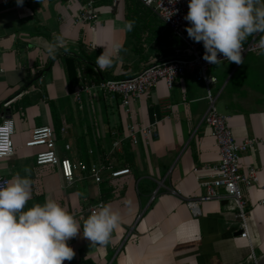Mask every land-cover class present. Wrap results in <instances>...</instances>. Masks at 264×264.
Segmentation results:
<instances>
[{
	"label": "crops",
	"instance_id": "crops-1",
	"mask_svg": "<svg viewBox=\"0 0 264 264\" xmlns=\"http://www.w3.org/2000/svg\"><path fill=\"white\" fill-rule=\"evenodd\" d=\"M86 1L24 0L19 7L16 0H0V114L9 111L15 121L14 156L0 161V177L24 175V168H30L33 197L27 207L50 197L81 225L90 208L100 203L120 212V226L107 245H91L81 231L68 241L76 255L64 264H253L248 261L252 250L258 263L264 264V56L248 54L241 65L227 62L209 72L217 78L211 90L215 110L229 119L235 142H257L241 157L243 169L254 168L259 180L249 188L242 186L250 244L240 237L236 212L227 202L202 203L197 216L186 204L187 199L205 194L202 183L211 176L207 169L220 162L204 123L210 102L203 84L185 76L170 90L161 82L128 109L120 99L96 92L75 102L65 57L79 59V84H92L133 78L174 58L175 50L182 47L161 22L157 24V17H149L153 13L134 8L128 0L116 4L94 0L100 26L91 30L85 23L75 25ZM137 10L141 21L151 27L144 31L142 44L123 29ZM58 34L65 36L68 51L61 49L53 59L44 43ZM113 35L124 50L111 68L100 71L96 58L103 48L99 45ZM154 114L167 118L157 127V137L148 142L140 138L137 145L125 140L129 126H148ZM40 126L55 132L60 158L79 167L73 182L65 180L60 167L36 165L42 149H29L26 144ZM63 127L65 138L60 137ZM119 140L120 146L113 148ZM98 159L118 169L129 168L131 174L95 184L90 169Z\"/></svg>",
	"mask_w": 264,
	"mask_h": 264
},
{
	"label": "clouds",
	"instance_id": "clouds-1",
	"mask_svg": "<svg viewBox=\"0 0 264 264\" xmlns=\"http://www.w3.org/2000/svg\"><path fill=\"white\" fill-rule=\"evenodd\" d=\"M23 3L24 0H16L19 7ZM184 19L190 24L186 28L188 37L203 43L202 58L209 64H221L220 55L230 63L243 64L244 44L249 38L252 50L264 56V0H189ZM134 25V20L126 21L123 29L130 32ZM99 46L103 51L96 58V66L104 71L120 59L124 49L114 35ZM61 49L68 51L63 34L44 43L45 52L53 59ZM14 131V118L0 124V161L14 155ZM23 171L24 175L17 172L0 183V264H64L76 255L68 241L81 231L91 245L109 243L121 222L120 212L111 204L95 206L82 225L50 197L27 207L33 197V180L30 168Z\"/></svg>",
	"mask_w": 264,
	"mask_h": 264
},
{
	"label": "built area",
	"instance_id": "built-area-1",
	"mask_svg": "<svg viewBox=\"0 0 264 264\" xmlns=\"http://www.w3.org/2000/svg\"><path fill=\"white\" fill-rule=\"evenodd\" d=\"M68 1L72 3L81 2L82 0ZM112 1L116 4L121 0ZM135 1L140 2L147 10L153 13L170 32L171 36L179 40L183 46L175 50L174 58L154 64L133 78L106 80L92 84L81 82L74 89L72 94L73 99L75 102L81 103L88 95L96 92L102 97L120 99L121 105L125 109H128L132 101H141L146 95L156 90L161 82H164L170 90L173 88L177 79L185 76H191L197 83L203 84L207 91V99L210 102V109L204 118V123L207 128H209L211 138L214 140L215 146L219 150L220 162L207 169L211 173V176L206 182L202 183L205 194L199 198L187 199L186 204L191 212L197 216L199 215V205L202 203L227 202L232 206L234 212H236L235 218L240 223V237L251 244L247 223V206L243 196L242 186L249 188L254 184H259V180L257 171L254 168L243 169L241 157L248 150L254 148L257 142L256 140H247L242 144H237L229 128V119L219 115L215 110V101L211 90L212 87L217 84V78L212 76L209 72L217 65H212L204 61L202 58L204 55V51L202 50L203 43L194 42L187 35L186 28L189 27L190 24L184 17L188 12L189 0ZM99 19V13L95 10V1L87 0L83 5L81 14L77 17L74 24L80 25L85 23V25L87 24L90 26L91 30H95L100 26ZM252 47V40L244 44V58L248 54H256V51L252 50ZM218 58L223 61L221 64L229 62L224 60L222 55ZM38 84H42L41 78H38ZM22 95L23 93L15 97L12 101L4 104L3 109H8L10 105ZM8 112L9 111H5L0 114V124L4 122V119H11V117H8ZM166 119L167 118L159 117L158 114H154L153 123L148 126H129L127 128L125 140L133 145H137L140 138L148 142L151 138L157 137L156 129ZM66 135V128L63 127L60 137L65 138ZM120 144V140L114 142L113 148H118ZM26 148H41L42 151L36 156V165L39 167H60L65 180L67 182H73L75 172L79 170V167H75L68 159L60 158L58 154L57 137L51 127L40 126L34 128L31 139L26 144ZM65 149L69 151L70 146L66 145ZM84 169L85 168H83V170ZM90 174L95 184L100 185L104 181H116L127 177L131 174V170L129 168L118 169L108 160L103 162L101 159H98L91 166ZM69 176L71 177V181H69ZM5 180L7 179L0 177V183H3ZM219 190H222L224 193H219ZM93 208H90V212ZM248 261L253 264H259L253 250Z\"/></svg>",
	"mask_w": 264,
	"mask_h": 264
},
{
	"label": "trees",
	"instance_id": "trees-1",
	"mask_svg": "<svg viewBox=\"0 0 264 264\" xmlns=\"http://www.w3.org/2000/svg\"><path fill=\"white\" fill-rule=\"evenodd\" d=\"M130 1V0H128ZM131 6L135 8V6H138V10H147L140 2L138 1H130L129 2ZM137 10V13H135L134 17L132 20L135 21V25L133 27V30L130 31L132 39L136 40L138 44H142L143 42V37L142 35L144 34V31H148L150 25H145L141 19L143 17H139V12ZM149 14V13H148ZM150 18L153 17L155 19L156 17L154 15L149 14ZM148 18V17H147ZM157 19V18H156ZM160 21L157 19V24H159ZM151 28V27H150ZM79 59L75 56H67L64 59V67L66 71V76H67V81H68V86L71 90H74L79 84V78H80V73H79Z\"/></svg>",
	"mask_w": 264,
	"mask_h": 264
},
{
	"label": "rangeland",
	"instance_id": "rangeland-1",
	"mask_svg": "<svg viewBox=\"0 0 264 264\" xmlns=\"http://www.w3.org/2000/svg\"><path fill=\"white\" fill-rule=\"evenodd\" d=\"M165 35H167V34H165ZM165 35H164V37H165ZM175 39V41H179V40H177L176 38H174ZM181 45H182V43H181ZM183 46V45H182ZM218 108V107H217ZM219 110V109H218Z\"/></svg>",
	"mask_w": 264,
	"mask_h": 264
},
{
	"label": "water",
	"instance_id": "water-1",
	"mask_svg": "<svg viewBox=\"0 0 264 264\" xmlns=\"http://www.w3.org/2000/svg\"><path fill=\"white\" fill-rule=\"evenodd\" d=\"M8 117H10V115L8 114ZM241 235V234H240Z\"/></svg>",
	"mask_w": 264,
	"mask_h": 264
}]
</instances>
